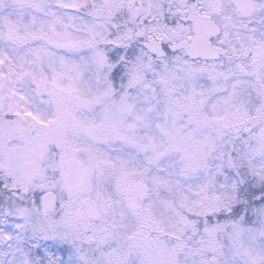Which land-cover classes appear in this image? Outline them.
Instances as JSON below:
<instances>
[{
  "label": "snow or ice",
  "instance_id": "6c2138e0",
  "mask_svg": "<svg viewBox=\"0 0 264 264\" xmlns=\"http://www.w3.org/2000/svg\"><path fill=\"white\" fill-rule=\"evenodd\" d=\"M0 264H264V0H0Z\"/></svg>",
  "mask_w": 264,
  "mask_h": 264
}]
</instances>
